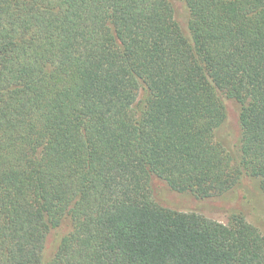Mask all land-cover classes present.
<instances>
[{
    "label": "trees",
    "instance_id": "obj_1",
    "mask_svg": "<svg viewBox=\"0 0 264 264\" xmlns=\"http://www.w3.org/2000/svg\"><path fill=\"white\" fill-rule=\"evenodd\" d=\"M0 0V264H264V234L153 183L264 193V0ZM241 105L240 149L217 136ZM73 229L52 257V230Z\"/></svg>",
    "mask_w": 264,
    "mask_h": 264
},
{
    "label": "rangeland",
    "instance_id": "obj_2",
    "mask_svg": "<svg viewBox=\"0 0 264 264\" xmlns=\"http://www.w3.org/2000/svg\"><path fill=\"white\" fill-rule=\"evenodd\" d=\"M171 1L175 7L176 20L184 34L190 37L188 6L181 0ZM226 107L228 118L219 129L217 136L232 153H237L242 138L239 122L241 105L235 101L226 100ZM153 195L155 201L164 207L197 212L224 224H228L234 214H241L264 234V193L259 184L249 178H245L224 200H197L190 195L173 192L160 180H155L153 183ZM72 229L71 221L66 219L59 228L51 231L46 241L47 257L55 254L62 238Z\"/></svg>",
    "mask_w": 264,
    "mask_h": 264
}]
</instances>
